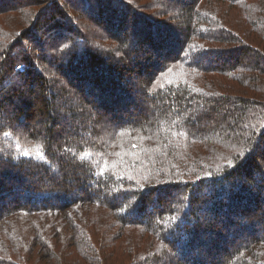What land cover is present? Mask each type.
<instances>
[{
	"label": "trees",
	"instance_id": "1",
	"mask_svg": "<svg viewBox=\"0 0 264 264\" xmlns=\"http://www.w3.org/2000/svg\"><path fill=\"white\" fill-rule=\"evenodd\" d=\"M203 1L130 97L70 42L93 8L0 0V264H264V0Z\"/></svg>",
	"mask_w": 264,
	"mask_h": 264
},
{
	"label": "rangeland",
	"instance_id": "2",
	"mask_svg": "<svg viewBox=\"0 0 264 264\" xmlns=\"http://www.w3.org/2000/svg\"><path fill=\"white\" fill-rule=\"evenodd\" d=\"M70 2L75 3L78 6H90L93 8L92 10L85 13L76 11L78 18L76 21H67L72 28L75 35L77 37L73 38L72 45H75L77 49L82 53H86L90 50L96 60L98 59L99 68L113 66V70L110 71L111 75L114 79L110 82V86L116 89V92H126L127 96H132L127 84L120 83V80L117 81L118 76H124L125 79H131L137 84L141 83V80L138 79L137 74L141 73H152L153 72V63L156 62V53L150 49V45L147 43V34L151 32L152 37L155 39L159 34L165 37L168 42H174V44L179 41L178 29H181L180 20H178L179 14L187 8V4L190 0H69ZM100 2V5H99ZM203 2H206L204 0ZM252 2V0L250 1ZM64 2H62L63 4ZM100 8V11L96 7ZM64 5V4H63ZM187 5V6H186ZM253 6V4L251 5ZM251 6H248V10L253 9ZM82 7V8H84ZM257 5V9H258ZM76 8V7H75ZM81 8V9H82ZM83 10V9H82ZM68 12V11H67ZM72 12V11H71ZM73 13V14H75ZM88 14V16L86 15ZM104 14V15H102ZM206 14V12H204ZM102 15V16H101ZM178 15V16H177ZM212 19H216L220 21V19L215 15ZM66 22H60L59 24H64ZM74 26V27H72ZM51 34V32H48ZM77 33V34H76ZM174 33L176 36L174 37ZM181 38V37H180ZM78 40L79 42H77ZM166 42L164 41L163 44ZM132 44V45H131ZM70 45V44H68ZM75 46H71L74 48ZM79 46V47H78ZM173 46V45H172ZM174 49H171L172 52L169 54L170 56L176 52L175 46ZM112 52H116L122 59V64L119 63L112 54ZM149 52V56H153L155 59L153 62H150L147 59V53ZM127 53V54H126ZM152 53V54H151ZM63 55V54H62ZM132 60L135 59L136 66H131L127 61V59ZM120 59V60H121ZM148 60V62H147ZM90 62V60H89ZM108 65V66H107ZM121 72L118 74L117 69L115 67H120ZM127 68V69H126ZM153 68V69H152ZM115 72V73H114ZM117 76V77H116ZM255 76L251 73V77ZM143 77V76H142ZM144 78V77H143ZM250 79L248 76L247 81L249 82L245 88H236V91L233 93L232 97L237 98L243 95V90L246 89L250 93L249 96L246 97H257V101L263 100L262 97L260 99V91L264 89V83L261 84L259 82V78ZM139 80V83H138ZM122 82V81H121ZM215 81L212 82V84ZM136 84V85H137ZM222 85L221 83H219ZM135 85V86H136ZM224 86V85H223ZM220 87V86H218ZM104 91L107 90L108 84L104 86ZM222 88V87H221ZM224 88V87H223ZM222 88V89H223ZM254 90L252 91L251 89ZM21 89V88H20ZM245 91V90H244ZM207 94H204L203 98H206ZM121 96L116 97L113 101L117 105L118 101L121 99ZM140 103L142 96H136L135 98ZM241 98H238V100ZM144 100V99H143ZM237 100V99H236ZM126 103V104H125ZM130 102L124 101L125 104L128 105ZM250 115H253L250 113ZM253 118V117H252ZM7 183V182H6ZM5 183V184H6ZM17 187V186H16ZM7 192V191H6ZM23 200V198H22ZM8 202V201H6ZM114 231V230H113ZM134 232H132L129 236L130 239L134 237ZM26 260H22L24 263ZM14 264H21L18 261L13 262ZM27 263V261H26ZM29 264V262H28Z\"/></svg>",
	"mask_w": 264,
	"mask_h": 264
},
{
	"label": "snow or ice",
	"instance_id": "3",
	"mask_svg": "<svg viewBox=\"0 0 264 264\" xmlns=\"http://www.w3.org/2000/svg\"><path fill=\"white\" fill-rule=\"evenodd\" d=\"M204 51H207V49H206V50H203L202 52H204ZM200 53H201V52H200ZM200 53L197 54V56H196V58H195L196 61H197V59H198ZM254 147H255V145L253 146V148H254ZM251 150H252V149H250L249 151H251ZM25 155H28V153H25ZM235 166H236L235 164L232 165V167H235Z\"/></svg>",
	"mask_w": 264,
	"mask_h": 264
}]
</instances>
